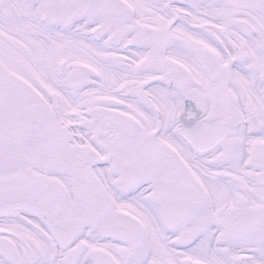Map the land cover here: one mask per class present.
Segmentation results:
<instances>
[{"label":"snow or ice","instance_id":"snow-or-ice-1","mask_svg":"<svg viewBox=\"0 0 264 264\" xmlns=\"http://www.w3.org/2000/svg\"><path fill=\"white\" fill-rule=\"evenodd\" d=\"M0 264H264V0H0Z\"/></svg>","mask_w":264,"mask_h":264}]
</instances>
